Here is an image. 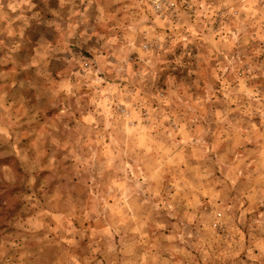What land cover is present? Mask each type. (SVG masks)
Returning <instances> with one entry per match:
<instances>
[{"label": "clouds", "instance_id": "9594fccd", "mask_svg": "<svg viewBox=\"0 0 264 264\" xmlns=\"http://www.w3.org/2000/svg\"><path fill=\"white\" fill-rule=\"evenodd\" d=\"M0 264H264V0H0Z\"/></svg>", "mask_w": 264, "mask_h": 264}]
</instances>
